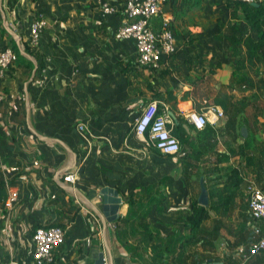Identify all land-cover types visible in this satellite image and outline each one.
I'll return each mask as SVG.
<instances>
[{
	"label": "crops",
	"instance_id": "obj_1",
	"mask_svg": "<svg viewBox=\"0 0 264 264\" xmlns=\"http://www.w3.org/2000/svg\"><path fill=\"white\" fill-rule=\"evenodd\" d=\"M105 4L116 13L105 14ZM123 5L19 0L10 9L8 0H0V53L11 46L8 29L28 44L31 22L47 23L39 46L31 48L40 60L28 93L33 69L19 60L0 81V208L18 195L7 222L0 221V264L12 258L31 263L33 230L41 226L66 230L54 264H241L239 249L253 241L258 223L249 211L247 187L254 183L264 190V75L254 78L260 104L238 117L237 131L228 129L225 117L216 127L208 125L212 140L194 141L204 151L199 160L190 158L186 146L176 156L164 155L135 135L136 118L152 101L177 122L211 105L222 108L215 100L230 83L234 58L227 42L218 40V0H204L184 19L173 18L168 2L152 25L158 30L163 18L172 23L177 54L162 71L141 68L134 43L114 37L125 18ZM227 96L239 102L250 92ZM171 119L172 128L178 127ZM188 124L183 130L193 141L196 133ZM235 172L239 187L229 181ZM74 173L76 183L65 182ZM202 179L207 207L199 202ZM105 188L122 199L114 229L103 214ZM201 207L207 216L194 234L189 218ZM142 221L149 225L148 242L142 240Z\"/></svg>",
	"mask_w": 264,
	"mask_h": 264
},
{
	"label": "built area",
	"instance_id": "obj_2",
	"mask_svg": "<svg viewBox=\"0 0 264 264\" xmlns=\"http://www.w3.org/2000/svg\"><path fill=\"white\" fill-rule=\"evenodd\" d=\"M234 3L247 5L259 4L262 0H230ZM169 0H123V24L119 27L114 37L120 41H132L136 48V63L141 68L152 71H162L170 66V61L178 51V42L168 19L163 18L161 27L156 30L152 21L164 12V7ZM105 14H115L116 8L105 4ZM47 23L42 18H36L29 26L28 46L35 49L39 46L41 37ZM18 60L15 50L11 46L5 47L0 53V81L5 79L11 68ZM225 112L222 108L211 105L205 112H190L186 120L196 131H203L208 125L216 127L224 119ZM173 122L166 108L161 109L158 102H150L135 120L134 133L136 136L152 144L164 155L176 156L181 152V143L173 134ZM85 130L84 126L80 127ZM39 166L38 161L34 163ZM14 169L13 171H16ZM77 173L69 174L65 182L76 183ZM248 204L251 217L256 224L253 228V241L247 248L238 251L241 264H246L264 253V190L254 183L247 187ZM18 200V195L11 194L3 208H0V221L7 222L8 216ZM111 228L116 224L111 223ZM8 233V227L3 229ZM32 239L35 246L33 259L29 264H54L56 251L66 242V230L63 227H37L33 230ZM9 264H24L17 258H12ZM161 264H167L162 262Z\"/></svg>",
	"mask_w": 264,
	"mask_h": 264
},
{
	"label": "trees",
	"instance_id": "obj_3",
	"mask_svg": "<svg viewBox=\"0 0 264 264\" xmlns=\"http://www.w3.org/2000/svg\"><path fill=\"white\" fill-rule=\"evenodd\" d=\"M19 0H8V7L13 9ZM172 15L174 19H184L192 11L197 8H200L204 0H169ZM227 6L231 11V16L234 21L242 20L246 24V29H242L239 25H234L231 30L228 31L227 35H218V40L226 41L228 44V53H231L234 58V70L232 73V78L230 83L226 86H221L219 93L216 96L215 103L223 108L225 116L227 117L226 126L231 131L238 129L239 120L238 117L246 112V110L251 107L255 102L258 104L259 98L255 94V79L259 74L264 75V0L259 3V6L247 5L243 3H234L228 0ZM238 10H241L242 15L238 14ZM172 23H170L171 26ZM3 32L7 34V31L3 29ZM11 46L15 50L18 60L26 65L27 68L33 69V64L26 58L20 55L19 50L12 39ZM26 51L32 55L38 62L40 56L36 51H33L28 44H25ZM263 65V71L259 72V67ZM246 70L250 71L247 72ZM234 90L239 91H248L250 96L244 98L239 102H233L227 96L228 92ZM260 104V102H259ZM178 127H174L173 134L179 139L182 146H186L192 149V158L193 161L199 160L204 151L199 150L196 147L194 141L199 139L209 138L212 140L214 136L213 128L207 126L203 131H196L192 126L191 129L196 133L195 139H192L186 135L183 130V125L188 124L184 118L178 119ZM189 125V124H188ZM255 133V132H254ZM252 133V135L254 134ZM201 140V141H202ZM202 149V148H200ZM197 168V166H193ZM231 187H239L242 184V179L239 178V174L235 172V175L229 179ZM129 218L131 217V212L129 213ZM207 214L203 207L194 208L192 215L189 218V227L192 229V232L196 234L197 230L203 220L206 218ZM128 219H124V223H127ZM143 231H142V240L150 241L149 235V225L143 224L141 222ZM62 227V226H59ZM161 262L164 260L163 255L158 258ZM232 259V257H231ZM231 264H236V262H231ZM248 264H264V253H262L256 261L250 259Z\"/></svg>",
	"mask_w": 264,
	"mask_h": 264
},
{
	"label": "water",
	"instance_id": "obj_4",
	"mask_svg": "<svg viewBox=\"0 0 264 264\" xmlns=\"http://www.w3.org/2000/svg\"><path fill=\"white\" fill-rule=\"evenodd\" d=\"M255 6H259V4H255ZM8 32L12 36L19 50L20 55L23 56L24 58H27L33 64L31 77L26 84V92L28 93V85L34 81L37 71L39 69V65L37 60L26 51L25 46L22 43L21 37L15 32L11 31L10 29H8ZM171 117L175 120V123L178 125V122L176 121L174 115H171ZM186 128L189 129V127ZM245 132L246 130L244 129L242 133L244 134ZM201 188H202V192L200 195L199 202L201 205L207 207L209 205V197L203 179L201 180ZM102 194L104 196L103 214L105 216V220H106L105 222L113 223L120 218V216H118V212L122 205V199L119 197V193L116 190L110 188H105L102 191ZM98 264H104L103 259H100Z\"/></svg>",
	"mask_w": 264,
	"mask_h": 264
},
{
	"label": "rangeland",
	"instance_id": "obj_5",
	"mask_svg": "<svg viewBox=\"0 0 264 264\" xmlns=\"http://www.w3.org/2000/svg\"><path fill=\"white\" fill-rule=\"evenodd\" d=\"M228 0H218V11H219V22L221 23L222 26V35H227L228 31L232 29L234 25H239L242 29H246V24L240 20V21H232V16H231V11L229 10L227 6ZM238 14L241 16V10H238ZM219 42V41H218ZM221 55L223 59L227 58L228 55L223 53V47H221ZM226 56V57H225ZM223 60V61H224ZM222 61V62H223ZM263 71V65L259 67V72ZM250 73V71H249ZM262 74H259L257 77L261 76Z\"/></svg>",
	"mask_w": 264,
	"mask_h": 264
}]
</instances>
